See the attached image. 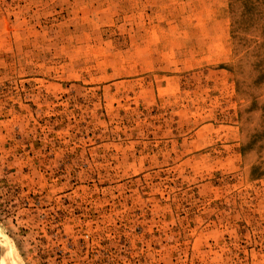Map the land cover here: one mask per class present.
I'll list each match as a JSON object with an SVG mask.
<instances>
[{
  "label": "rangeland",
  "instance_id": "1",
  "mask_svg": "<svg viewBox=\"0 0 264 264\" xmlns=\"http://www.w3.org/2000/svg\"><path fill=\"white\" fill-rule=\"evenodd\" d=\"M0 264H264V0H0Z\"/></svg>",
  "mask_w": 264,
  "mask_h": 264
}]
</instances>
